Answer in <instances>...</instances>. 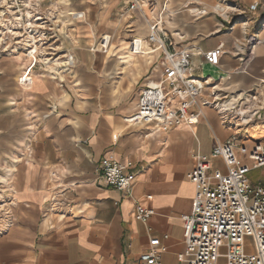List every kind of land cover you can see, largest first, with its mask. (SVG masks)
<instances>
[{
	"label": "crops",
	"instance_id": "crops-1",
	"mask_svg": "<svg viewBox=\"0 0 264 264\" xmlns=\"http://www.w3.org/2000/svg\"><path fill=\"white\" fill-rule=\"evenodd\" d=\"M60 1L66 11H86L88 19L97 12L96 33L109 35L94 36L93 52L87 27L74 21L70 50L77 66L65 87L45 75L22 87L18 80L27 64L18 57L0 59V197L13 199L12 226L0 235V264H147L140 256L153 238L160 239L157 250L165 248L162 264H186L178 256L185 251L181 216L191 213L195 196L189 179L194 156L210 155L235 131L212 107L198 124L170 131L131 124L141 90L157 86L163 76L156 64L159 53L147 51V23L134 13L132 19L121 18L126 0ZM218 1L223 0H157L151 9L155 16L167 6L164 28L177 47L193 43L209 51L224 43L218 67L194 56L196 77L222 79L220 92L248 93L258 87L264 99V44L251 49L247 33L238 26L226 28L214 9ZM257 2L231 4L256 15L257 8L249 7ZM253 34L264 40V27ZM119 39L128 46L121 47ZM139 56L152 61L137 63ZM209 96L207 89L202 98ZM248 101L242 105L249 107ZM243 137L250 145L263 142L264 130ZM103 160L133 163L130 194L100 179ZM137 205L154 210L148 223L135 218Z\"/></svg>",
	"mask_w": 264,
	"mask_h": 264
},
{
	"label": "built area",
	"instance_id": "built-area-1",
	"mask_svg": "<svg viewBox=\"0 0 264 264\" xmlns=\"http://www.w3.org/2000/svg\"><path fill=\"white\" fill-rule=\"evenodd\" d=\"M21 2L11 0V12L0 11V48L8 54H23L28 60L18 84L30 88L36 76L45 75L61 87L67 86L75 77L77 60L65 42L74 40L75 26L60 17L58 6L43 12L39 11V2H36L31 4L33 11L28 10L31 12L28 15ZM145 4L153 8L156 0H126L124 14L129 13L127 18L132 19L133 10H143ZM217 6L226 8L227 15L231 11L228 4ZM215 11L224 16L223 11ZM70 12L76 23L88 19L86 11ZM194 12L200 13L198 9ZM165 23L161 20L147 23L149 34L146 42L150 54L159 53L156 64L163 65V76L157 86L141 90L137 111L129 122L152 125L155 131H170L185 122L198 124L193 119L202 118L203 107H216L221 102L235 99L228 111L220 113L226 124L231 113L236 116L239 99L244 93L220 92L222 79L196 77L193 65L194 56L199 55L206 64L218 67L221 56L226 53L224 43L209 51H202L193 43L177 47L172 35L165 30ZM176 35L183 38L179 33ZM96 47L97 41L91 50L96 52ZM206 89L210 90V96L205 99L202 97ZM254 91L251 99L256 101L258 88ZM263 110L249 109L241 115V120L248 118L250 124L253 117L261 115ZM133 166L132 162L123 164L103 160L98 174L109 187L130 194L136 179ZM263 169V142L250 145L231 137L226 142H218L210 155L195 154L194 166L189 173V179L195 186L193 207L190 214L181 216L185 243L184 253L178 256L181 263L264 264V177L254 182L249 176L253 171ZM153 214L151 208L142 205L135 208L138 221L148 223ZM11 224V219L7 220L2 231ZM150 245L141 254L140 261L162 264L160 254L165 248L157 250L161 245L160 239H151Z\"/></svg>",
	"mask_w": 264,
	"mask_h": 264
},
{
	"label": "rangeland",
	"instance_id": "rangeland-1",
	"mask_svg": "<svg viewBox=\"0 0 264 264\" xmlns=\"http://www.w3.org/2000/svg\"><path fill=\"white\" fill-rule=\"evenodd\" d=\"M231 1L238 2V0H230L227 2L223 0V1H218L215 4V7L219 4H228L232 7V8L227 7L228 9H231V11L228 12V15L226 13L227 12L226 8H224V11H223L224 16H221L219 14L222 17V19L224 20V22H226L225 27L228 29H233V27L238 26L240 29L239 32L247 33L245 43L251 49L255 48L256 46H260V45L264 44V40L257 39L255 37L256 35L253 34L256 31H260L264 27V0H257L258 1L257 4L254 5V7L257 8V14L256 15H254L253 13L249 14V12L244 13V12L240 11L239 8L235 4H231ZM31 2H32L31 4H35L36 2H39L38 9H39V11H43V12H45L49 9H54L56 6H58V11H60L59 12L60 17L63 18L64 20H67L68 24H70V25H72L74 23V20L69 16V14L71 12L66 11V8H63V6H62L63 4L60 0H32ZM21 3L23 4V7L25 8L26 11H28V10L33 11L32 6L29 3V0H22ZM10 4H11V0H7V3H3L2 0H0V11L6 10V11L11 12V8L8 7ZM52 5H53V7H52ZM217 7L215 8L216 10H217ZM254 7L253 8L249 7V8L252 11H255L256 8H254ZM69 10H71V9H69ZM191 10L194 12V10H196V8H193ZM259 11H261V12L259 13ZM96 14H97V12H96ZM96 14L94 15V17L92 19H87L86 22L81 23L85 27H87L89 34L92 37V40L88 41L89 45L93 41H96V39H98V38L101 39L102 37L109 35V33H107V32L106 33L104 32V34L101 35L100 30L96 33V29H97V26L95 27ZM11 17H13V16H11ZM106 23H107V21H106ZM74 24H76V23H74ZM107 26L111 27L108 23H107ZM0 30H1V28H0ZM129 31H131V28L125 29V32H129ZM94 36L96 39L93 38ZM116 42L118 44H120L121 47L128 46V43H126L127 41H124L122 39L121 40L119 39ZM65 44L68 48H72L74 46V45H72V41H68V43L65 42ZM98 48H101V47L98 46ZM3 57H9V58H12V57L17 58L18 57V59H21L25 64L28 63L27 59L23 58V56L21 54H15V53L14 54H8V52H4L3 49L0 48V59ZM251 58H253L252 55L247 56L246 61H248ZM148 60L152 61V57H150V59H148V56H144V57L139 56L137 59V63L138 62L140 63L141 61H145V62L147 61L148 62ZM254 89L248 93L243 94L242 98L239 99L236 111H238V112L244 111L245 112L249 109L253 111L254 109H261L264 107V99L261 97L262 93L258 94V98L256 101H253L251 99L252 96L255 94ZM243 99L249 100L248 101L249 105H250L249 107L242 105ZM212 108H215V107H212ZM216 112L218 113V110H216ZM218 116L221 120L222 116L219 113H218ZM263 117H264V110L261 112V115L258 114L256 117H253V120L251 121L250 124L245 125V124L241 123L240 116H237V119H236V116H234L231 113L228 117V121L225 124V127L234 129L235 133L231 137H236L238 140H240L244 143H247V141L245 139L246 137H243L244 134L248 135L249 133H253V132L261 133V130H264V121L262 119ZM256 142H261V140L255 141V142H253V144ZM26 155L28 156V153H26ZM249 176L254 182H257L259 179L262 178V171L261 170L253 171L252 173L249 174ZM12 202H13V199L10 197L9 198H6L4 196L0 197V235L5 233V231H2V229H4V227L7 223V220L11 219V211H12V205H13ZM5 213H9V214L7 215ZM9 226L11 227L12 225H9ZM10 227L8 229H10Z\"/></svg>",
	"mask_w": 264,
	"mask_h": 264
},
{
	"label": "bare ground",
	"instance_id": "bare-ground-1",
	"mask_svg": "<svg viewBox=\"0 0 264 264\" xmlns=\"http://www.w3.org/2000/svg\"><path fill=\"white\" fill-rule=\"evenodd\" d=\"M13 1H15V0H13ZM18 3H19V1L20 0H16ZM157 1V0H156ZM2 2L3 3H7V0H2ZM156 4H157V2H156ZM155 4V5H156ZM9 8L11 7L10 5L8 6ZM12 10V9H11ZM197 10V9H196ZM196 10H194V11H196ZM217 10L218 11H220V12H222V11H224V7H222V6H218L217 7ZM167 11V6H163L162 7V9H161V12H159L158 13V15H153V12H154V10H152L151 8H149L148 7V5L147 4H145V6H144V9L143 10H141V9H134L133 10V13L134 14H139V15H141L143 18H144V20H145V22L146 23H148L149 21H153V20H161V21H166V19H164V16H163V14L165 13ZM28 13V15H31L30 13V11H28L27 12ZM129 14V13H128ZM128 14H124L123 15V19L125 18H127V15ZM12 15H15V14H12ZM69 16L71 17V15L69 14ZM16 17V16H15ZM168 17V16H167ZM166 17V18H167ZM86 22V21H85ZM167 22V21H166ZM94 38V37H93ZM147 51L149 52L150 51V48L148 47V45H147ZM22 56H23V58H25V55H23V54H21ZM28 61V60H27ZM160 67H162V69H164V67H163V65H160ZM207 90V89H206ZM205 90V91H206ZM204 91V92H205ZM202 101V99H200V102ZM235 101V99H232V100H230V101H224V102H221V103H219L216 107H215V109L216 110H218V113L220 114V113H222V112H225V111H228L230 108H231V104L230 103H235L234 102ZM202 104V103H201ZM207 107H203V111H204V113H205V109H206ZM242 114H244V111H239V112H237L236 113V119H237V116L239 115L240 116V120L242 119V117H241V115ZM223 118L224 117H221V121H222V124L224 125V121H223ZM202 118H200V119H198V120H196V119H193V121H200ZM241 123H243V124H245V125H248V123H249V119L248 118H245V117H243V121L241 120ZM192 125L191 124V122H185V123H182L180 126H182V125ZM218 140H216V142H217ZM11 217L13 218V216H12V214H11ZM11 223H13V220L11 219Z\"/></svg>",
	"mask_w": 264,
	"mask_h": 264
}]
</instances>
